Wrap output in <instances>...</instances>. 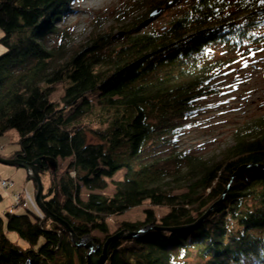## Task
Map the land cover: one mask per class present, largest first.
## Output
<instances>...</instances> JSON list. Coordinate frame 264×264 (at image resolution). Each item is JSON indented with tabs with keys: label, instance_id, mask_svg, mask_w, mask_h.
Masks as SVG:
<instances>
[{
	"label": "trees",
	"instance_id": "16d2710c",
	"mask_svg": "<svg viewBox=\"0 0 264 264\" xmlns=\"http://www.w3.org/2000/svg\"><path fill=\"white\" fill-rule=\"evenodd\" d=\"M70 2L0 0V136L18 135L8 158L40 160L41 201L77 237L136 233L114 240L104 264H187L192 253L196 264H264V114L210 158L179 143L220 91L232 61L221 53L264 49L262 0H134L82 41L46 44ZM173 7L163 26L149 24ZM59 160H68L62 171ZM144 201L167 212L146 207L110 231L108 218ZM0 264L89 263L61 223L8 208Z\"/></svg>",
	"mask_w": 264,
	"mask_h": 264
},
{
	"label": "rangeland",
	"instance_id": "374dc122",
	"mask_svg": "<svg viewBox=\"0 0 264 264\" xmlns=\"http://www.w3.org/2000/svg\"><path fill=\"white\" fill-rule=\"evenodd\" d=\"M133 1L71 0L68 9L65 10L62 17L53 22V27L55 26L58 31L56 35L53 36L51 34L46 37V44L50 46L56 45L60 39H62L61 42H69L70 44L82 41L89 33V30H91V25L96 19L99 20V24L112 25L119 12L132 4ZM178 12L179 10L174 7L165 12H152L148 17L150 18L149 24L152 27H161L171 15ZM115 31L117 29H114ZM1 35L2 32L0 30V38L2 37ZM62 35L63 38H60ZM2 51L3 47L0 44V53ZM221 56L230 58L232 61L218 81L220 91L215 95L207 96L201 102L203 104L202 111L199 112L190 127L184 131L179 142L183 149H189L209 158L217 155L220 150L232 143V134L236 126H240L245 121H251V119L264 114V49L257 51L248 50L245 54L243 51L231 52V54L222 52ZM53 86L54 90L49 95V98L50 100L58 101L63 93V85L62 83H57ZM17 139V132L12 129L0 136V154L3 157L8 158L14 150L18 149ZM67 161H58L59 171L65 168ZM30 174L33 175L32 171H30ZM30 174L24 167L0 162V181L4 179L13 183L11 189H3L0 186V214L8 208L18 212L29 210L32 213H42L37 203H35L37 187ZM71 174L73 175L72 172ZM116 177H121V175ZM48 178V174H44L42 179L40 177L42 191L49 184ZM106 192L112 193L113 187L110 186ZM18 193H20L23 200L22 203L17 205L14 204L13 196ZM146 207L153 208L154 214L159 217L167 212L163 207L151 206L148 205L147 201H144L141 205L132 207L120 215L108 218L107 222L111 228L110 231L114 230L122 220H141L143 218V210ZM209 210L206 213H209ZM93 235V237L82 238V241L92 246L91 250L86 248L87 255L97 257L98 245L105 241L104 234L94 232ZM7 236L14 238L16 235L8 232ZM195 257L194 253H192L187 258V264L199 262V259Z\"/></svg>",
	"mask_w": 264,
	"mask_h": 264
},
{
	"label": "water",
	"instance_id": "95a60500",
	"mask_svg": "<svg viewBox=\"0 0 264 264\" xmlns=\"http://www.w3.org/2000/svg\"><path fill=\"white\" fill-rule=\"evenodd\" d=\"M0 162L3 163V164H7V165H17V166H20V167H24L26 170L29 169L30 171H32V174L31 175V178L33 179V182H35L36 184V195H35V200L39 207V209L42 211V213H44L46 215V217H50L56 221H58V223H61L65 229L67 230V233H69L71 235V239H72V243H74L76 246H83L89 250L92 249V246L90 244H85L83 241H82V238H79L77 237L73 230L71 229V227L66 223L64 222L63 220H61L60 218L54 216L53 214H51L47 209L46 207L44 206V204L42 203V201L40 200V197H41V194H42V183H41V179H40V176H39V171L40 168V160L37 159L33 162H25V161H22V159H19V158H16V157H13V158H6V157H2L0 156ZM49 163H50V166H55V163L54 161L52 160H49ZM247 165H242V167L240 166L236 171L235 173H239L241 172ZM254 166V165H253ZM259 167H261V165H258ZM206 214L208 213H205L203 217L206 216ZM202 219V218H201ZM200 219V220H201ZM178 228H168V230H176ZM136 233H133V232H130V233H123L122 231H117L115 232L114 234L110 235L109 237L106 238V240L104 241L103 243V246H102V249H101V253L99 256L97 257H93V256H88L87 255V262L89 264H104L105 261H106V258H107V253H108V250H109V246L110 244L114 241V240H119V238H125V237H131V236H134Z\"/></svg>",
	"mask_w": 264,
	"mask_h": 264
},
{
	"label": "built area",
	"instance_id": "2783aa9c",
	"mask_svg": "<svg viewBox=\"0 0 264 264\" xmlns=\"http://www.w3.org/2000/svg\"><path fill=\"white\" fill-rule=\"evenodd\" d=\"M27 171L29 172V174H30V170L29 169H27ZM31 175V174H30ZM12 181H10V180H4V179H2L1 181H0V186L3 188V189H7V188H10L11 189V187H12V185H13V183H11ZM13 198H14V201H15V203L14 204H19L20 202H21V195H20V193H18V194H15L14 196H13Z\"/></svg>",
	"mask_w": 264,
	"mask_h": 264
},
{
	"label": "snow or ice",
	"instance_id": "6c2138e0",
	"mask_svg": "<svg viewBox=\"0 0 264 264\" xmlns=\"http://www.w3.org/2000/svg\"><path fill=\"white\" fill-rule=\"evenodd\" d=\"M262 3H264V0H262Z\"/></svg>",
	"mask_w": 264,
	"mask_h": 264
}]
</instances>
